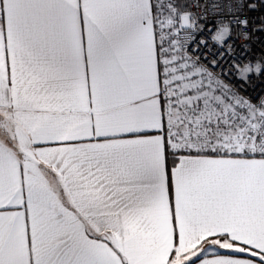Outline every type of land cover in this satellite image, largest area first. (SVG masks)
<instances>
[{
  "label": "snow or ice",
  "instance_id": "obj_1",
  "mask_svg": "<svg viewBox=\"0 0 264 264\" xmlns=\"http://www.w3.org/2000/svg\"><path fill=\"white\" fill-rule=\"evenodd\" d=\"M0 264H264V0H0Z\"/></svg>",
  "mask_w": 264,
  "mask_h": 264
},
{
  "label": "crops",
  "instance_id": "obj_2",
  "mask_svg": "<svg viewBox=\"0 0 264 264\" xmlns=\"http://www.w3.org/2000/svg\"><path fill=\"white\" fill-rule=\"evenodd\" d=\"M21 139L17 145V147L20 149V151H23V152H27L28 155H30L31 153L28 152L27 148H26V144H27V139H26V134L28 132V128L22 123L21 125ZM11 126L9 127L8 129V133L11 134ZM34 151H37V152H43L44 150L43 149H34ZM19 157H17L15 154L12 155L11 159L9 160L8 157H7V153H5V163L6 165H17L19 163Z\"/></svg>",
  "mask_w": 264,
  "mask_h": 264
}]
</instances>
